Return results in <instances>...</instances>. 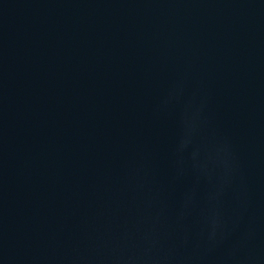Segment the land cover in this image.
I'll use <instances>...</instances> for the list:
<instances>
[{
  "label": "water",
  "instance_id": "obj_1",
  "mask_svg": "<svg viewBox=\"0 0 264 264\" xmlns=\"http://www.w3.org/2000/svg\"><path fill=\"white\" fill-rule=\"evenodd\" d=\"M0 264H264V0H0Z\"/></svg>",
  "mask_w": 264,
  "mask_h": 264
}]
</instances>
